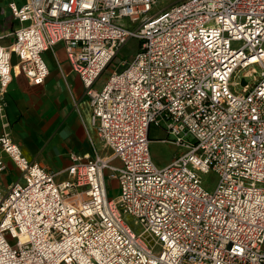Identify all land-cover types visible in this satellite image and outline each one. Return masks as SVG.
<instances>
[{"label": "built area", "instance_id": "2783aa9c", "mask_svg": "<svg viewBox=\"0 0 264 264\" xmlns=\"http://www.w3.org/2000/svg\"><path fill=\"white\" fill-rule=\"evenodd\" d=\"M156 3H9L19 28L0 44V122L14 75L42 85L43 55L62 43L109 154L48 172L3 125L0 174L7 158L19 178L0 184V264H264V0H180L148 18ZM130 39L132 58L97 88ZM152 127L181 150L160 169Z\"/></svg>", "mask_w": 264, "mask_h": 264}, {"label": "crops", "instance_id": "0c3cea01", "mask_svg": "<svg viewBox=\"0 0 264 264\" xmlns=\"http://www.w3.org/2000/svg\"><path fill=\"white\" fill-rule=\"evenodd\" d=\"M25 1L0 0L2 46L10 45L12 34L19 28L8 8L9 3L21 6ZM43 58L48 76L42 85L33 86L24 76L14 75L6 91V108L0 122V131L6 125L4 130L20 147L23 155L52 173L68 167L71 156H107L109 152L100 141L91 121L85 89L67 61L64 45L56 44L44 53ZM100 86L99 80L96 87ZM157 130L162 137L154 140L150 138L151 142H161L163 139V130ZM151 156L153 159L152 152ZM4 161L7 169L11 170L13 166L9 160L4 158ZM165 163L161 162V165Z\"/></svg>", "mask_w": 264, "mask_h": 264}, {"label": "rangeland", "instance_id": "374dc122", "mask_svg": "<svg viewBox=\"0 0 264 264\" xmlns=\"http://www.w3.org/2000/svg\"><path fill=\"white\" fill-rule=\"evenodd\" d=\"M177 0H158L154 9L152 10L151 13L148 14V18H150L152 15L158 13L163 9V7L169 5L170 3H173ZM126 21V20H125ZM241 46L239 43H234L232 44V47L234 49H237ZM137 47V41L130 39L128 40L124 46L121 48L119 54L116 56V58L112 61V63L109 65V67L105 70V72L101 75L100 81L102 84L106 82V80L110 77L111 72L113 69L119 65L120 62L125 61V60H130L133 56V53H135ZM255 67V66H253ZM257 68V67H256ZM240 80V75L238 78L235 79V81ZM252 78H250L248 81L251 82ZM237 89H240L238 87ZM159 131L157 128L152 127L151 132H150V138L151 139H157L160 138ZM163 138H165V134L163 133ZM150 151L153 154V163L157 168H162L166 166L168 163L171 162L173 158H175L177 155L181 153V150L175 148L174 146L170 144H165L161 143L159 141H152L150 144ZM166 161V163L162 166L161 162ZM108 171L104 172L105 176V182H106V187L108 190V198L110 199H117L119 195V187L118 183L116 181H110L107 178ZM1 185L2 189L4 190L7 186H9L11 183L16 182L19 178V174L15 169H6L4 170L1 175ZM217 183V176L215 173H209L202 178V187L207 191V192H212L216 186ZM126 223L131 227L133 231L136 233H140L139 227H137L134 224V220L131 217H127L125 219Z\"/></svg>", "mask_w": 264, "mask_h": 264}, {"label": "water", "instance_id": "95a60500", "mask_svg": "<svg viewBox=\"0 0 264 264\" xmlns=\"http://www.w3.org/2000/svg\"><path fill=\"white\" fill-rule=\"evenodd\" d=\"M242 84H243V82H242Z\"/></svg>", "mask_w": 264, "mask_h": 264}]
</instances>
